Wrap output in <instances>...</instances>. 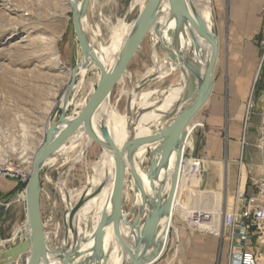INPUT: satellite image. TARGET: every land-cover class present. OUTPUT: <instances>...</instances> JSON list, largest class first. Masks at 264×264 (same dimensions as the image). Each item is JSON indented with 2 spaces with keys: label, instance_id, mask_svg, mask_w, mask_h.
<instances>
[{
  "label": "rangeland",
  "instance_id": "1",
  "mask_svg": "<svg viewBox=\"0 0 264 264\" xmlns=\"http://www.w3.org/2000/svg\"><path fill=\"white\" fill-rule=\"evenodd\" d=\"M147 2L148 0H93L87 13L85 27L90 42L95 48H100V45L107 47L116 37L117 43L114 49L119 54L120 48L125 46L133 31V29L125 28L120 33V25L132 24L136 21L140 9H143ZM148 36L138 55L128 67V71L134 73L135 78L152 68H159L167 55V50L159 40L155 46L159 58L155 62L154 44L150 32ZM106 53L111 56L110 53ZM74 54L80 56L81 50L73 29L72 9L68 0H0V165L12 166L22 162L27 168L30 167L34 153L45 137L48 119L54 113L57 119L62 115L63 109L60 106L70 83L71 56ZM86 72L83 75L80 70L82 80L79 86L84 85L83 90L72 94L66 111L67 123L77 128L83 125L91 115L90 109L89 115L84 117L86 105L94 94V91L89 93L86 90ZM184 75V71L178 70L165 78L152 76V83L143 90L155 92L152 97L160 100L162 98L160 90L174 82L177 83ZM132 96L131 80L127 77L124 82L115 86L112 92L110 91L109 101L117 112L125 114L129 111L128 106ZM200 116V114L197 115L192 123L187 142L190 148L187 153L191 155L190 159H194V162L205 170L204 164L197 161L202 158L197 155V152L199 153L205 145L202 141L203 127H198L201 125L198 121ZM109 128L113 135L115 126L111 119H109ZM65 132L72 135L70 130ZM70 134L65 133L61 141L68 143L65 140H68ZM94 138L85 158L76 160L80 147L76 148L67 156H60L54 164L44 166L41 173L40 213L42 229L46 236L45 242L59 244V250L66 249L72 236L75 247L74 259L77 244L72 230L70 231V214L61 186L63 182L64 190L70 192L71 196L72 191L76 194L78 188L86 186L93 179L94 165L100 160L104 150L97 140V134ZM223 150L225 151L226 148L223 147ZM234 153L243 154L244 164L248 165L246 170L248 168L254 173V170L260 168V174L264 175V61L262 63V56L253 78L252 91L246 101L239 140ZM151 154H153L152 151H148V158L144 160L145 164L142 163L144 166L152 165ZM205 159L207 160L206 157ZM184 168L186 178L187 165ZM202 173L204 174V171ZM244 174L246 175L247 171H244ZM120 194L123 198V211L126 214L134 204V186L131 174L125 167ZM74 200L73 197L70 201L76 207ZM23 203L18 204L22 212ZM178 212L177 207L173 221L175 227L179 222ZM135 216L130 214L129 218L133 220ZM25 221L24 216L20 224ZM176 233L174 228L170 245L175 242ZM83 238L86 250L89 239L85 233ZM90 259L92 258L86 253L84 264H87ZM0 264H4L2 260ZM12 264H18V261Z\"/></svg>",
  "mask_w": 264,
  "mask_h": 264
},
{
  "label": "crops",
  "instance_id": "2",
  "mask_svg": "<svg viewBox=\"0 0 264 264\" xmlns=\"http://www.w3.org/2000/svg\"><path fill=\"white\" fill-rule=\"evenodd\" d=\"M92 1L90 0L91 3ZM263 6L264 0H212L213 32L218 38L219 52L214 69L212 95L197 114L201 115L198 118L201 125L198 127H203L202 141L205 144L197 152L202 157L197 161L204 164L207 177L202 173L204 170L201 166L190 159L191 155L187 153L188 159L183 165V186L174 209V213L177 207L179 209V222L177 227L174 225L177 231L175 242L173 245L169 244V251L156 264H228L230 240L224 224L225 212L232 207L237 189L262 177L260 168L254 170V173L248 168L246 170L248 165L244 164L243 154L236 155L234 150L239 140L246 101L252 91L253 78L262 56L258 41L264 23ZM143 43L129 65L138 55ZM71 61L70 81L73 70L76 69L77 87L73 93H78L84 86H79L78 72L83 61L82 51L80 56L72 55ZM129 65L115 86L124 82L127 77H130L132 91L143 90L152 83V76L145 77L148 71L135 78L134 73L128 71ZM100 78L98 66L90 65L85 75L86 90L89 93L96 89ZM136 84L140 85L136 87ZM65 133L70 134L63 131L59 135L60 141ZM71 139L72 135L65 142H70ZM61 144L65 143L61 141ZM79 147L81 149L80 144L74 148L52 152L44 163L52 165L58 160H55L56 157L67 156L70 151ZM223 147L226 148L225 151ZM189 148L187 146V151ZM53 153L55 154L52 155ZM85 157L86 155L83 156ZM244 171H247L246 175ZM24 191V185L19 181L0 179V239L14 237L25 231L27 219L24 223L20 222L24 216L27 218L26 200L19 197ZM21 196L26 198L25 194ZM21 202H24L23 212L21 206H18ZM59 248V244L56 246L49 243L52 254ZM72 248L75 252L74 243Z\"/></svg>",
  "mask_w": 264,
  "mask_h": 264
},
{
  "label": "bare ground",
  "instance_id": "3",
  "mask_svg": "<svg viewBox=\"0 0 264 264\" xmlns=\"http://www.w3.org/2000/svg\"><path fill=\"white\" fill-rule=\"evenodd\" d=\"M176 1L179 3L180 8L191 10L194 19L202 24L210 34L213 33L214 15L212 11V0ZM159 12V19L155 22L152 29L150 30L152 38L151 40H153L154 44L153 57L155 62H157L159 57L155 46L159 40L167 50V55L164 58L163 64H160V67L157 69H150L145 77L154 76L155 78H165L178 70L184 71L185 75L184 77H181L180 80L178 79L179 81L177 83L174 82L169 85V87H165L160 90L162 92V98L160 100L152 97L155 92L152 93L151 91L144 90L133 91V96L131 97L128 107L129 111L125 114H120L114 109L109 101L110 89L106 92L104 96L105 104L103 105V108L106 109V123L108 128L109 119H111L114 123L115 133L111 135V137L117 147H121L132 134L136 136H147L154 134L165 127H168L183 109L189 107L194 102L198 91V85L204 78L210 55L209 44L198 34V32L188 20L187 16H182L179 18L178 12H180V9L178 7H176L175 11H172L168 1L163 0ZM86 19L87 18L83 19L84 30H86ZM135 22L136 21H134L132 24L122 23L119 27V32L121 33L125 28L133 29ZM116 43V37L112 40V44L107 47L100 45V48H95L91 43L94 53H96V55L106 67H113L120 57L123 47L120 48V53L117 54L114 49ZM106 52L110 53L111 56H108ZM193 69L198 70L200 75L196 76L192 71ZM80 70L82 71L83 75L87 71L85 67H80L78 71L79 73ZM81 80L82 78L80 81ZM139 85L140 84H136V87ZM70 101L71 99L69 100V104ZM195 118L188 125L184 133V137L181 139V143L184 144V154H187V142L191 134L192 123ZM67 122L68 120L66 118L65 125L54 134L52 150L49 154L59 151L62 148H74L80 144L81 149L79 150V156L76 159L80 160L83 158V156L87 155L88 148L94 139V135L96 134V122L92 120L91 115L85 120L84 124L78 128L68 124ZM53 123V118L48 119L45 132H47ZM65 130H70L73 137L70 142L61 144L59 135ZM164 142L165 141H159L144 145L140 147L135 153V162L138 176L144 183L146 194L149 197L158 196V194L161 193L164 199L169 194L171 188L178 153L176 150H174L165 162H161ZM150 150L153 151V154H151L153 159L152 161L154 162L152 172H149L151 165H143L145 164L143 163L144 160L148 156L147 153ZM47 156L45 157L44 161L47 160ZM57 159L58 157H56L55 160ZM44 161L43 167L46 165ZM32 163L33 158L29 167L30 174ZM125 168L128 169L127 166ZM93 170V179H91L90 182L86 184V186L78 188L76 190V194H74L72 191L71 196L70 192L64 190V183L62 182L61 187L64 197L67 200L68 212L70 214V231L72 230L74 234V240H76L77 244V253L75 259L73 253L70 260L71 263L69 262V264H84L86 253H88L92 258L90 261H87V264H123L124 259L129 260V253H126V249H124L115 238L111 227H107L108 212L111 207L110 193L112 189V183H110L107 178L109 175L113 176L114 170L113 161L105 149L102 152L100 160L95 163ZM182 174L183 166L177 196L183 186ZM23 194L26 195V191L20 194L19 197L26 200L27 197L24 198V196H21ZM177 196L174 209L177 204ZM73 197L75 198L74 201L76 207L70 201L73 199ZM134 203L138 205L136 207L137 210L139 206L143 210L144 217L141 220L142 225L145 220L146 213L149 212V205L148 202L143 199L142 193L140 191H136L135 189ZM86 208H88V212H86ZM174 209L172 214L163 215L159 233L162 236L164 242H167L168 245L171 240V234L174 230ZM128 214L129 211L124 214V216H127ZM25 226H28L27 222ZM121 226L124 234L132 236V238H136V233L131 232L126 227L123 219L121 220ZM28 231H32L29 226ZM81 231L85 233V236L89 239V244L86 249L87 251L85 250L83 233ZM45 239L46 237L44 238L43 236L44 247L39 250V259L37 264H45L48 261H54L53 264H63L64 258L71 251H74L72 248V236H70V241L67 248L60 249L57 252H54V254L49 251V244L45 242ZM55 245L57 246L58 244ZM30 252L31 254H29ZM31 255L32 250L28 252V256ZM28 260L29 261L26 264H31L30 259ZM20 264L22 263L20 262Z\"/></svg>",
  "mask_w": 264,
  "mask_h": 264
},
{
  "label": "water",
  "instance_id": "4",
  "mask_svg": "<svg viewBox=\"0 0 264 264\" xmlns=\"http://www.w3.org/2000/svg\"><path fill=\"white\" fill-rule=\"evenodd\" d=\"M167 1L172 11H175L176 7L180 9V12H178L179 18L182 16L188 17V20L198 34L209 44L210 55L204 78L198 85V91L194 102L189 107L183 109L168 127L147 136H136L132 134L121 147L116 146L106 123L107 114L106 109L103 108L105 104L104 96L109 89L112 92L115 84L141 47L155 22L159 19V11L163 0H148L139 16L136 18L133 31L123 47L118 61L113 67H106L96 53H94L92 44L84 30L83 19L86 17L90 0L69 1L72 9L74 32L83 54V61L79 67H85L87 69L90 65L96 64L101 72V78L94 90L93 97H90L86 105V116L84 117L89 115V110L91 109L92 120L96 122L95 131L98 137L97 140H99L113 161L114 174L113 176L109 175L107 178V180L112 183L110 193L111 207L108 212L107 227H111L115 238L120 245L126 249V253H129V260L124 259L123 264H156L167 253L169 245L167 242H164L159 233L163 215L173 213L176 196L179 190L182 166L184 161L188 159V154H184L183 152L184 144L181 143V139L184 137L188 125L209 100L214 87V69L219 52V42L216 34L214 32L210 34L202 24L197 22L191 10L180 8L176 0ZM192 71L196 76L200 75L198 70L193 69ZM77 74L76 69H74L70 84L65 92L63 103L60 106L63 109L61 117L57 119L56 113L50 117L54 119V123L47 130L41 146L37 149L33 157L30 178L25 188L27 197L26 219L32 231L29 232L28 226H26L25 231L21 235L2 239L0 241V260H2L4 264H12L14 261H21L22 264H26L29 261L28 259H30L31 264L38 263L39 250L44 247L43 235L44 238L46 237L42 229L40 213L43 161L52 150L54 134L66 123V116L68 115L66 111L77 83ZM159 141H165L161 162H165L174 150L178 153L171 188L169 194L164 199L161 193L154 197H149L146 194L144 183L138 176L135 162V153L140 147ZM153 164L154 162L150 166L149 172H152ZM126 166L132 176L134 189L142 193L143 199L146 200L149 205V212L146 213L142 225L141 220L144 217V213L140 206L137 210L135 203L131 207L129 214L124 216V209L122 206L123 198L121 197L120 189L123 170ZM204 175L207 177L206 169L204 170ZM135 212V218L133 220L130 219L129 215L135 214ZM122 219L126 227L131 232L136 233V238L124 234L121 226ZM30 250H32V255L28 256ZM73 253L74 251H71L64 258L63 264H69ZM53 263L54 261H48L45 264Z\"/></svg>",
  "mask_w": 264,
  "mask_h": 264
},
{
  "label": "built area",
  "instance_id": "5",
  "mask_svg": "<svg viewBox=\"0 0 264 264\" xmlns=\"http://www.w3.org/2000/svg\"><path fill=\"white\" fill-rule=\"evenodd\" d=\"M258 43L263 63L264 23ZM29 178L30 170L22 162L0 165V179L17 180L24 190ZM224 224L230 240L228 264H264V175L237 189L232 207L225 212Z\"/></svg>",
  "mask_w": 264,
  "mask_h": 264
}]
</instances>
